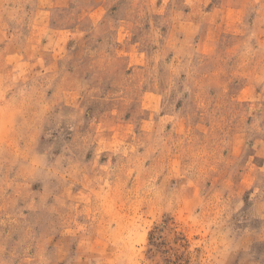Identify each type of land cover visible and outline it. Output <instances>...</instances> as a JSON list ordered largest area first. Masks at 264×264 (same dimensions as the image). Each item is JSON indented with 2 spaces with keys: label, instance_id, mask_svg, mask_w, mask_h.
Segmentation results:
<instances>
[{
  "label": "rangeland",
  "instance_id": "rangeland-1",
  "mask_svg": "<svg viewBox=\"0 0 264 264\" xmlns=\"http://www.w3.org/2000/svg\"><path fill=\"white\" fill-rule=\"evenodd\" d=\"M0 264H264V0H0Z\"/></svg>",
  "mask_w": 264,
  "mask_h": 264
}]
</instances>
